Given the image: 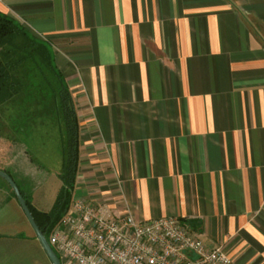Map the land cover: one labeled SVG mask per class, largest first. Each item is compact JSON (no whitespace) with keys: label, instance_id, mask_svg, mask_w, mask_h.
<instances>
[{"label":"crops","instance_id":"1","mask_svg":"<svg viewBox=\"0 0 264 264\" xmlns=\"http://www.w3.org/2000/svg\"><path fill=\"white\" fill-rule=\"evenodd\" d=\"M0 15L47 45L71 95L72 200L176 217L230 264H264V0H0ZM41 130L25 145L0 117V171L25 190ZM13 200L0 181V208Z\"/></svg>","mask_w":264,"mask_h":264},{"label":"built area","instance_id":"2","mask_svg":"<svg viewBox=\"0 0 264 264\" xmlns=\"http://www.w3.org/2000/svg\"><path fill=\"white\" fill-rule=\"evenodd\" d=\"M60 264H230L221 246L208 249L176 217L138 221L73 199L49 234Z\"/></svg>","mask_w":264,"mask_h":264},{"label":"trees","instance_id":"3","mask_svg":"<svg viewBox=\"0 0 264 264\" xmlns=\"http://www.w3.org/2000/svg\"><path fill=\"white\" fill-rule=\"evenodd\" d=\"M19 38L23 40V46L18 47L17 50L15 41ZM21 51L23 52L21 53ZM38 58L44 63V65L41 63V66H44V69L48 70L51 77L55 79V85L48 82L52 93L24 90L28 87L23 72L25 66L31 67L30 69L42 76L44 75L41 71L43 68H40L41 66L37 63ZM34 113L35 116H33ZM51 113L56 116L63 133L62 162L57 175L61 186L51 210L49 212L38 210L20 190L45 239L67 212L72 201L79 147V130L75 109L71 95L62 75L55 67L53 55L47 45L29 36L14 21L0 15V117L2 122L9 123L14 127L13 138H18L20 141L21 139L17 135L18 125L29 126L30 123L36 121L35 117H39L41 114L48 116ZM15 128L17 129L15 130ZM13 138H11V142L15 141Z\"/></svg>","mask_w":264,"mask_h":264},{"label":"rangeland","instance_id":"4","mask_svg":"<svg viewBox=\"0 0 264 264\" xmlns=\"http://www.w3.org/2000/svg\"><path fill=\"white\" fill-rule=\"evenodd\" d=\"M18 40L15 41L17 50L23 46V40L20 38ZM37 63L41 66L42 62L39 58ZM30 68L29 66L23 68L28 82V87L24 88V90H28V92L52 93L48 82H52L55 85V79L51 77L50 72L44 69V66H41L40 68H43L41 71L44 74L42 76ZM35 119L36 122L30 123L29 126L18 125L17 135L21 139L20 142L27 145L30 139L29 134L33 130L36 131V141H39L38 137L41 139L43 133L41 126H45L46 130L48 129L45 138L50 141L51 145L44 149L37 146L35 149L34 157L36 163L33 177L31 178V187L25 190L23 183L17 179L15 181L31 202L34 200L35 205L40 210L49 212L55 200L56 186L59 183L57 175L62 162L63 133L61 125L53 113L48 116L41 114ZM0 181L2 180L0 179ZM3 184L14 200L13 204H2L0 208V264H50L36 241L34 233L27 223L14 194L4 181ZM48 240L49 234L46 236V241L48 242Z\"/></svg>","mask_w":264,"mask_h":264},{"label":"water","instance_id":"5","mask_svg":"<svg viewBox=\"0 0 264 264\" xmlns=\"http://www.w3.org/2000/svg\"><path fill=\"white\" fill-rule=\"evenodd\" d=\"M0 178L5 181V183L10 187L12 193L14 194L18 205L27 221V223L29 224L31 230L34 233L35 239L38 242L39 246L41 247L42 251L44 252L46 258L48 259V261L50 262V264H60L55 253L53 252V250L51 249V247L49 246L48 242L46 241L45 237L43 236V234L41 233V231L39 230L38 226L36 225L28 207L27 204L19 190V188L17 187V185L15 184V182L12 180V178L6 174L3 171H0Z\"/></svg>","mask_w":264,"mask_h":264},{"label":"flooded vegetation","instance_id":"6","mask_svg":"<svg viewBox=\"0 0 264 264\" xmlns=\"http://www.w3.org/2000/svg\"><path fill=\"white\" fill-rule=\"evenodd\" d=\"M18 187V186H17ZM19 188V187H18ZM20 190V189H19ZM22 192V191H21ZM23 193V192H22ZM23 195L25 196V194L23 193ZM25 198L28 200V201H30L26 196H25ZM25 200V199H24ZM31 202V201H30ZM32 204V203H31Z\"/></svg>","mask_w":264,"mask_h":264}]
</instances>
